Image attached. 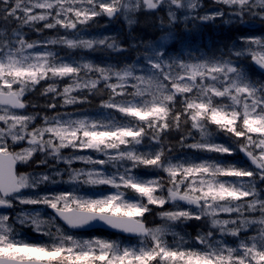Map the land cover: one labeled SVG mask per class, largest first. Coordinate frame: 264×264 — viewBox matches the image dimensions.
<instances>
[{"label": "snow or ice", "instance_id": "obj_1", "mask_svg": "<svg viewBox=\"0 0 264 264\" xmlns=\"http://www.w3.org/2000/svg\"><path fill=\"white\" fill-rule=\"evenodd\" d=\"M0 264H264V0H0Z\"/></svg>", "mask_w": 264, "mask_h": 264}, {"label": "trees", "instance_id": "obj_2", "mask_svg": "<svg viewBox=\"0 0 264 264\" xmlns=\"http://www.w3.org/2000/svg\"><path fill=\"white\" fill-rule=\"evenodd\" d=\"M190 27L191 25L189 24V28ZM113 28V33L115 34L117 42L120 43L122 47L129 48L130 50L129 54L123 58L128 60H134L136 57V53L131 51V44L133 42L137 46L143 48L144 45L150 44L152 41L169 34L167 21H165L163 26H161L159 19L153 21L146 18H140L139 22L130 29H128L122 22L117 21V24H115ZM173 29L174 30L172 33L175 35V39L168 46V48L173 50V55L176 54L177 50L181 49V41H187L191 46H199L202 49H206L214 44L219 43L226 35V33L221 32L218 27H214L212 25L195 31L187 32L185 31L184 23L179 22V28L177 29L175 26H173ZM129 32H131V37L135 38L134 40L129 37ZM90 55L97 61L111 58V61L115 62L116 59L119 58L118 54L116 53H111L110 56L109 54L101 53H93ZM44 99L45 98L37 95L33 98V102L42 106ZM29 237L32 238L33 235L29 233Z\"/></svg>", "mask_w": 264, "mask_h": 264}, {"label": "rangeland", "instance_id": "obj_3", "mask_svg": "<svg viewBox=\"0 0 264 264\" xmlns=\"http://www.w3.org/2000/svg\"><path fill=\"white\" fill-rule=\"evenodd\" d=\"M205 3L208 4V5H211V0H205ZM119 22H122L123 24H125V26H126L128 29H130L131 27H133V26L136 25V23H134L131 27H129V25H128L125 21H123L122 19H121ZM180 22L183 23V19H182V18H181V21H180ZM115 24H117V22L112 23V24H109L108 27H107L106 29H101V30H100L101 34H102V35H108V36H114V37H115V34L113 33V30H114L113 26H114ZM31 35H32V38H33V39L38 38L37 34H35V33H32ZM166 36H168V34L165 35V36H162V37L158 38L157 40L152 41L151 43H154V42H157V41H161V39H162L163 37H166ZM119 37H120V36H119ZM119 37H118V39H119ZM174 39H175V35L172 33V35H171L166 41H163V42H164V43L166 44V46L168 47V46L174 41ZM89 58L92 59L94 62H99V61H97L95 58H93L91 55L89 56ZM25 146H27V145H25ZM16 150H17V151H20L21 149H20V148H16ZM38 155H39V154H34L33 159H36ZM62 166H63V165H62ZM74 166L82 167L83 165L77 163V164L74 165ZM27 170H28L29 172H31V171H33V170H36V171H42V170H44V169H43V168H36L35 166H33V167H31V168H28ZM149 220H150L151 222H154V223H159V218H158V217H156V218L150 217ZM200 230H201V227H200V225H199V222H189L188 225L186 226V231H187L189 234H192V235H195V233H196L197 231H200ZM29 233H30L31 235H33L32 238L29 237ZM82 234H83L84 236H86V237H87V236H102V237H104V238H109V237H110V236H106V235H102V234H93V233H92V234L82 233ZM24 238H25V239H33V238H35V234H34V233H31V232H26Z\"/></svg>", "mask_w": 264, "mask_h": 264}, {"label": "water", "instance_id": "obj_4", "mask_svg": "<svg viewBox=\"0 0 264 264\" xmlns=\"http://www.w3.org/2000/svg\"><path fill=\"white\" fill-rule=\"evenodd\" d=\"M49 211H51V210H49ZM92 230H104V231H108V232L112 233V230L107 229V228H105V227H103L102 225H99V224L96 225V227H94V228L87 229V230H82V232L92 231Z\"/></svg>", "mask_w": 264, "mask_h": 264}]
</instances>
